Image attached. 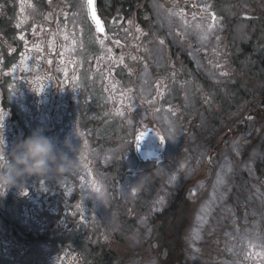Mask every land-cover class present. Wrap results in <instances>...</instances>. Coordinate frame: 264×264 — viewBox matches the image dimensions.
I'll use <instances>...</instances> for the list:
<instances>
[{
	"label": "flooded vegetation",
	"instance_id": "obj_1",
	"mask_svg": "<svg viewBox=\"0 0 264 264\" xmlns=\"http://www.w3.org/2000/svg\"><path fill=\"white\" fill-rule=\"evenodd\" d=\"M95 8L104 33L87 0H0V148L42 128L84 152L82 169L58 182L31 177L21 189L0 188V264L150 261L146 179L167 160L162 119L177 125L170 137L181 146L204 139L220 107L208 70L241 67V55L257 50L251 34H264V0H95ZM180 8L183 18L173 14ZM213 12L218 22L202 39L196 25L207 30ZM140 132L157 146L151 155L137 151ZM156 133L165 154L143 160L158 152Z\"/></svg>",
	"mask_w": 264,
	"mask_h": 264
},
{
	"label": "rangeland",
	"instance_id": "obj_2",
	"mask_svg": "<svg viewBox=\"0 0 264 264\" xmlns=\"http://www.w3.org/2000/svg\"><path fill=\"white\" fill-rule=\"evenodd\" d=\"M207 73L210 82L215 84L221 82L223 84L234 83L233 78H221L219 74L214 73L212 70H208ZM251 102H254V97L240 105L239 109L236 108L238 109L237 112L234 109L224 118L218 119V124L210 130L206 138L197 144L191 141L188 148L181 146V141L178 137V142L175 138H171L175 134H179L180 130L177 125L170 118L162 119V128L166 130L169 137V148L166 155L167 160L156 166L155 169H151L150 173H147L146 183L149 194L144 204L145 208H148L145 214L146 230L145 226L143 228L145 236L148 235L149 220L170 204L175 191L181 186L182 182L195 176L196 170L204 164L203 160L209 154L208 151L213 139L219 135H225L227 132L226 136L230 134L229 132H233V126L237 123L236 120L239 119L242 112L244 113V110ZM245 145L246 143L244 142L243 144H235L231 150L227 147L214 151L215 155L210 160L213 166L203 168L204 173L207 175L198 184L205 185L206 191L198 195L192 226L187 236L189 245L187 259L191 263L194 261L195 264H200L198 255L202 249L208 253V246L202 245L203 231L206 226L210 224V227H213L218 224L217 227L220 228V233L217 238L223 235L221 244L225 243L224 246L226 252H228V257L226 253H222L223 256L227 257L224 259L226 264H243L240 261H248L255 257H257L256 261L259 262L258 264H264V237L258 234L249 237L242 233L247 230V222L242 223L246 230L233 231L234 227L239 228V226L233 224L232 209L229 210V208L225 207L231 201L234 193L241 192L244 184L243 180L245 177L252 175L254 164L264 158V133L261 134L257 145L255 142L251 148L247 147L248 151H245L246 154L241 151ZM209 176L211 178L207 182ZM154 181H156L155 185ZM154 189H157V192L152 196ZM261 195H263L262 192ZM245 200L246 204L249 203L246 206L252 214L260 211V207H264L263 202L258 203L256 200V194L250 198H245ZM221 230H223V233ZM205 238H208L207 233ZM234 242H239V244L235 245L233 244ZM202 263L204 264L203 261Z\"/></svg>",
	"mask_w": 264,
	"mask_h": 264
},
{
	"label": "trees",
	"instance_id": "obj_3",
	"mask_svg": "<svg viewBox=\"0 0 264 264\" xmlns=\"http://www.w3.org/2000/svg\"><path fill=\"white\" fill-rule=\"evenodd\" d=\"M250 37V43L253 44V40L256 41L257 50L255 52L248 51L249 53L241 55L242 66L232 71L234 83L211 86L220 107L217 109L219 112L213 114L208 120V122H211L209 126V129H211L218 124V119L224 118L228 113L254 97V102H251L247 106V110L252 111L256 115L253 123L249 126H242L235 123L233 126V134L236 133V136L227 138V147L230 150L235 144H243L245 142L246 149L242 147L241 150L244 154H246L245 151H248L247 147H249L250 143H259L261 134L264 131V34H251ZM247 50H249V47ZM237 59L234 58L233 63ZM223 137L224 135H219L213 139V143L210 145V157L214 155V151L220 149V140ZM204 167L208 168L209 166L204 165L200 167L192 180L183 182L173 195L170 204L151 221V247L148 250L153 258L157 253L154 250V245H158L159 248L156 255L158 258L157 264H195L194 261L191 263L187 259V252L189 251L187 235L192 225L198 200L192 195V184L195 185L199 178L207 175L203 171ZM243 181L244 184L241 192L232 196L231 201L225 205L229 210L232 209V217L235 219L234 225H237L244 218H247L245 211L246 205H249V203H245V198H250L256 194L258 203H264V158L256 164L253 176L245 177ZM201 191L199 189V192ZM261 192L263 195H261ZM263 210L264 207H260V211L255 213L256 220H254L255 224L261 227H264ZM247 222L249 223V220ZM217 226L218 224L208 228V238H205L202 243V245H208L209 248V257H207V260H209L208 264H217L219 261L223 263V259L228 257V252L220 245V242L223 240V235L217 238L220 233V228ZM236 229L237 227H234L233 231ZM221 232L223 233V230ZM201 252L198 256L200 257V264H203L201 258L206 253L202 254ZM222 253H226L227 257L223 256ZM154 259H152L150 264H154ZM141 263L138 262V264ZM224 264L226 263L224 262Z\"/></svg>",
	"mask_w": 264,
	"mask_h": 264
},
{
	"label": "clouds",
	"instance_id": "obj_4",
	"mask_svg": "<svg viewBox=\"0 0 264 264\" xmlns=\"http://www.w3.org/2000/svg\"><path fill=\"white\" fill-rule=\"evenodd\" d=\"M70 152L76 155L70 156ZM83 164L82 146L75 145L71 136H65L61 146L57 138L38 128L16 142L11 151L0 148V188L21 189L31 177L58 182L79 172Z\"/></svg>",
	"mask_w": 264,
	"mask_h": 264
},
{
	"label": "snow or ice",
	"instance_id": "obj_5",
	"mask_svg": "<svg viewBox=\"0 0 264 264\" xmlns=\"http://www.w3.org/2000/svg\"><path fill=\"white\" fill-rule=\"evenodd\" d=\"M87 5L90 7L91 19H92L93 23H95V25H96L97 32L98 33H104L105 32V28L101 24L100 19H99L98 15H97L96 8H95V0H87ZM194 7H200V6L199 5H194ZM208 7H209L208 5H205L203 7V11L207 12L208 11ZM173 14L179 15L181 18H183L184 9L180 8L177 13H173ZM192 15H193V18H195L196 13L193 12ZM211 19H212L213 23L208 25L207 30H203L202 26L199 25V24L196 25V28L198 30L202 31V35H201L202 39H207L208 38L209 32L212 31V29L215 27V24L218 22V17L216 16V14L214 12L211 13ZM131 23H132V21H129V24H131ZM184 23L187 24V20H185ZM136 30L140 31V29L138 27H137ZM20 38L23 39L24 37L21 36ZM105 38H107V37H105ZM65 39H68L67 35L65 36ZM99 42H100L101 45L104 44V40H100ZM72 43L75 44L76 41L73 40ZM116 43L119 44L120 42L116 41ZM161 44H163V41H161ZM108 51H111V50L108 49ZM133 59H135V57H133ZM49 63H51V61H49ZM120 63H123V56L120 57ZM223 74L226 75V73H223ZM41 90H43L42 86H41ZM121 103H123V101H121ZM116 112H117L118 115H121V116L124 115V113H123V111L121 109H117ZM249 119H252V117H249ZM128 124H130V125L132 124V120L131 119L128 120ZM156 137H159V140L161 141V143L165 142V138L163 136H161L159 133H156ZM144 139H145V133L144 132H140L138 137H137V140L138 141H143ZM137 147H139V143L137 144ZM149 148L151 150H153L154 146L150 143ZM148 154L151 155V151Z\"/></svg>",
	"mask_w": 264,
	"mask_h": 264
},
{
	"label": "water",
	"instance_id": "obj_6",
	"mask_svg": "<svg viewBox=\"0 0 264 264\" xmlns=\"http://www.w3.org/2000/svg\"><path fill=\"white\" fill-rule=\"evenodd\" d=\"M164 149H165V142L161 143V148L158 150V153L163 154Z\"/></svg>",
	"mask_w": 264,
	"mask_h": 264
}]
</instances>
